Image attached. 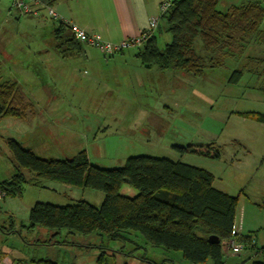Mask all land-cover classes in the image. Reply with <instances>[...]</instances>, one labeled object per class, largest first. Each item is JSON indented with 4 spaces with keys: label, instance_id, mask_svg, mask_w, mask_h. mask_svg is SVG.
I'll return each instance as SVG.
<instances>
[{
    "label": "rangeland",
    "instance_id": "obj_1",
    "mask_svg": "<svg viewBox=\"0 0 264 264\" xmlns=\"http://www.w3.org/2000/svg\"><path fill=\"white\" fill-rule=\"evenodd\" d=\"M16 11L10 0H0V81L15 82L26 108L24 119L0 117V182L17 172L7 140L43 160L71 159L84 151L89 163L103 169L120 168L135 156L181 162L210 172L215 188L238 196L239 235L251 236L257 249L264 247V122L258 118L264 117V76L245 70L254 66L247 58H260L262 47L251 45L199 77L146 69L134 58L106 63L96 50L89 53L99 61L88 64L61 57L62 49L50 50V36L43 33L38 40L36 31L15 20ZM160 32L155 30L162 49L170 40L163 23ZM234 70H243L235 83L228 81ZM186 146H211L220 157L180 155L174 149ZM20 173L30 183L19 198L0 190V254L5 256L0 264H191L179 252L146 244L136 233L113 242L98 234L61 231L53 236L39 228L27 230L36 203L64 207L86 202L99 208L104 194ZM125 187L135 191L124 185L122 196ZM225 252L238 259L247 254H234L230 247Z\"/></svg>",
    "mask_w": 264,
    "mask_h": 264
},
{
    "label": "trees",
    "instance_id": "obj_2",
    "mask_svg": "<svg viewBox=\"0 0 264 264\" xmlns=\"http://www.w3.org/2000/svg\"><path fill=\"white\" fill-rule=\"evenodd\" d=\"M220 2L173 0L159 18L170 37L169 42L159 49L154 33L142 49H134L142 66L199 77L206 70L223 66L227 58L242 55L253 44L262 47L263 55L258 59L248 57L256 68L245 70L264 76L262 2L243 0L226 8H221ZM157 33H161L160 26ZM54 36L66 43L75 42L62 24L54 30ZM242 72L234 70L228 81L235 83ZM25 109L15 82L0 81V117L21 120ZM258 118L264 122L263 116ZM6 146L17 169L15 175L0 182V190L6 197L19 198L23 185L30 183L20 170L33 174L35 181L57 182L104 194L99 208L86 202L64 207L36 203L24 226L29 231L39 228L53 232V236L61 231L82 236L98 234L113 242L125 241L130 233H136L146 244L179 252L191 264L207 261L225 264L226 245L233 240L246 241L249 237L235 234L238 196L216 190L213 175L202 168L163 158L135 156L126 159L120 168L103 169L89 163L84 151L71 159L43 160L16 141L7 140ZM174 149L180 155L191 154L210 160L220 157L211 146ZM124 185L133 188L137 195L134 198L122 196L119 192ZM211 237L215 242L208 241ZM259 255L264 258V247L257 249L254 243L249 250L252 260L241 264H264V261L253 260Z\"/></svg>",
    "mask_w": 264,
    "mask_h": 264
},
{
    "label": "crops",
    "instance_id": "obj_3",
    "mask_svg": "<svg viewBox=\"0 0 264 264\" xmlns=\"http://www.w3.org/2000/svg\"><path fill=\"white\" fill-rule=\"evenodd\" d=\"M163 1L164 0H40L39 6H36L34 9L36 14L27 15H20L12 6L11 8L17 12L14 17L15 20L19 21L22 19L29 29L36 31L38 33V40H43V33H47V35L50 36V50L52 49L55 53H59L58 51L62 49V53H59L61 57H68L77 62L80 61L89 64L99 61V59L96 60V58L89 53L90 50L95 49L74 39L70 32V26H75L86 34L97 35L103 41L118 44L123 40L136 38L141 32L147 29L150 19L158 16V8ZM242 1L243 0H221V8H226L229 4H239ZM257 1H261L264 6V0ZM47 8L53 11L54 17L51 18L48 16ZM160 23L159 20L156 31H158ZM60 24L63 25L64 29L69 31L71 38L75 42L66 43V41L59 37H53L51 32ZM263 25L264 20L260 25V29L264 32ZM252 46L254 45L252 44ZM55 47L57 49H55ZM131 51L134 50L123 51L103 59L106 63L121 62L125 58H134L136 61H139L140 59L136 55V52L130 53ZM260 52H262L263 55L262 48H260ZM44 53H47V51ZM51 57L52 55L45 56V58H47L46 60H50ZM256 58L258 59L259 57ZM215 189L230 195L219 188ZM136 195L137 192L131 191L128 187H125L123 196L132 198ZM234 226L235 234L240 236L239 228H237L235 223ZM244 256L245 258H249L248 252ZM237 257L238 256L232 257L229 252H224V259L230 264H241L245 260V258L238 259ZM4 259L5 256H1L0 254V261Z\"/></svg>",
    "mask_w": 264,
    "mask_h": 264
},
{
    "label": "built area",
    "instance_id": "obj_4",
    "mask_svg": "<svg viewBox=\"0 0 264 264\" xmlns=\"http://www.w3.org/2000/svg\"><path fill=\"white\" fill-rule=\"evenodd\" d=\"M10 1H11L12 8L17 10L23 15L36 14V11L34 9L36 6H39L40 4V0H10ZM172 1L173 0H164L163 2L160 3L159 8H158L159 9L158 16L151 18L148 23L147 29L141 32L136 38L129 39V40H123L122 42L118 44H112V43L103 41L99 36L94 35V34L92 35L86 34L84 31L80 30L79 28L75 26H70V32L74 39H76L82 44H85L95 49L105 58L119 54L126 50L139 49L154 34L158 26L159 18L164 13H166ZM47 14L51 18L54 17L53 11H51V9L49 8H47ZM3 196H4V192L0 191V199ZM243 242L235 244L233 243V241H231L229 246L226 249L230 247L232 253L239 254L242 251L248 252L247 249H250L254 245V240L251 236H249L246 239V241H243Z\"/></svg>",
    "mask_w": 264,
    "mask_h": 264
},
{
    "label": "water",
    "instance_id": "obj_5",
    "mask_svg": "<svg viewBox=\"0 0 264 264\" xmlns=\"http://www.w3.org/2000/svg\"><path fill=\"white\" fill-rule=\"evenodd\" d=\"M215 240H216L215 238L211 237V238H209L208 241H209L210 243H213V242H215Z\"/></svg>",
    "mask_w": 264,
    "mask_h": 264
}]
</instances>
